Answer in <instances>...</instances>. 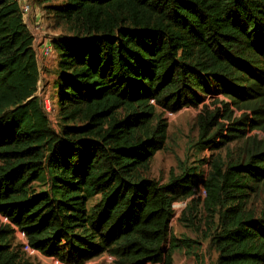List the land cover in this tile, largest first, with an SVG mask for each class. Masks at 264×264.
<instances>
[{"label": "trees", "instance_id": "obj_1", "mask_svg": "<svg viewBox=\"0 0 264 264\" xmlns=\"http://www.w3.org/2000/svg\"><path fill=\"white\" fill-rule=\"evenodd\" d=\"M33 2L68 32L52 43L59 130L37 96L20 6L0 0V264H32L16 230L63 264H174L199 243L171 233L172 206L202 182L206 198L178 223L193 228L202 204L215 264H264V210L251 203L264 185V140L253 135L264 133V0ZM201 95L220 106L197 117V150L241 145L204 181L182 164L160 183L150 175L168 140L159 110L198 107Z\"/></svg>", "mask_w": 264, "mask_h": 264}, {"label": "rangeland", "instance_id": "obj_2", "mask_svg": "<svg viewBox=\"0 0 264 264\" xmlns=\"http://www.w3.org/2000/svg\"><path fill=\"white\" fill-rule=\"evenodd\" d=\"M32 3V2H31ZM34 10L32 11L29 20L26 25L29 28L33 39H34V50L37 55V63L40 69V82L38 85L37 96L44 107L45 113L49 119L50 126L55 130H59V117L57 108V99L54 100L56 93L55 81L58 64V56L56 53L44 54L42 49L46 47L52 48L54 40L67 35L65 28H62L53 18V15L48 14L46 9L42 6L32 3ZM42 48V49H41ZM54 51V50H53ZM212 91V90H211ZM203 102L198 107L183 108L177 112L160 109L159 112L162 114L163 119L168 124V140L164 150L158 152L153 159L151 164L150 175L153 179L160 183H166L169 179L170 173H180V167L182 164L187 167H197L199 172L203 175V181L208 178L210 171V163L213 159L218 157L225 158L227 153L232 149L235 151L240 142L233 143L226 146L221 151L212 152L211 150H205L200 152L195 147L198 140V127L196 124L197 117L203 113L205 107H208V111H214L217 107L215 101L218 100L217 96L212 95L203 96L201 95ZM223 100L222 98L219 99ZM235 117H239L240 113L235 108L231 107ZM222 122V121H220ZM257 135L259 139L264 140V133L261 131L253 132V135ZM204 161L205 163L200 164ZM204 187V182H202ZM34 188L37 191H42L46 187L43 183H36ZM255 195V192L254 194ZM206 198L202 196H194L192 199ZM192 199L181 201L185 206L179 211L180 216L182 211H185ZM252 207L258 211L264 210V185L260 190L257 191V196H252L251 199ZM177 212V211H176ZM197 212V213H196ZM196 220L193 228H186L185 226L178 223L176 219L170 223L171 233L180 239H188L191 241L198 242L199 245L195 246L194 254L190 255L183 250H177L174 253V264H215L218 254L216 251L209 246V242L204 241L202 238L203 232H205V221L206 213L203 205H197ZM196 228H200V232L195 231ZM17 242L20 244V240ZM168 249V245L165 246V250ZM32 264H56L53 259H48L41 254L29 255ZM86 264H114V259L110 256L104 255L98 259L92 260Z\"/></svg>", "mask_w": 264, "mask_h": 264}, {"label": "built area", "instance_id": "obj_3", "mask_svg": "<svg viewBox=\"0 0 264 264\" xmlns=\"http://www.w3.org/2000/svg\"><path fill=\"white\" fill-rule=\"evenodd\" d=\"M17 2L19 4V6H20V10H21V13H22L23 20H24L25 23H27L32 11L34 10V7L32 6L33 0H17ZM42 52L47 55V54H51V52H53V51H52L51 47H46L45 49H42ZM196 195L202 196V197L206 196V193H205V190H204L202 184L199 185V189L196 191ZM184 206H185V204L183 202L182 203L177 202V203H175L172 206L173 217H172L171 222L173 221V219H176L175 218L176 216H177V218L180 217L179 211H181V209H183ZM0 224L6 225V224H9V222H8L7 218H5L3 216H0ZM16 237L19 238L18 240H20V242H21V244L23 246V251L26 254H29V255H38L39 254L36 250L32 249L28 245V243L26 241V238H25V235L22 232L16 230ZM53 261H55L56 264H63V263L59 262L56 259H53Z\"/></svg>", "mask_w": 264, "mask_h": 264}, {"label": "bare ground", "instance_id": "obj_4", "mask_svg": "<svg viewBox=\"0 0 264 264\" xmlns=\"http://www.w3.org/2000/svg\"><path fill=\"white\" fill-rule=\"evenodd\" d=\"M202 184V183H201ZM26 238V237H25ZM16 239H17V237H16ZM27 241V240H26ZM21 244V243H20ZM22 245V244H21Z\"/></svg>", "mask_w": 264, "mask_h": 264}, {"label": "clouds", "instance_id": "obj_5", "mask_svg": "<svg viewBox=\"0 0 264 264\" xmlns=\"http://www.w3.org/2000/svg\"><path fill=\"white\" fill-rule=\"evenodd\" d=\"M25 23V22H24ZM26 24V23H25ZM52 49V48H51ZM53 51V50H52ZM54 52V51H53ZM171 227V226H170Z\"/></svg>", "mask_w": 264, "mask_h": 264}]
</instances>
